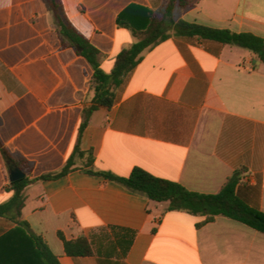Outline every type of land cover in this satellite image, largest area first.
<instances>
[{"label": "crops", "instance_id": "crops-1", "mask_svg": "<svg viewBox=\"0 0 264 264\" xmlns=\"http://www.w3.org/2000/svg\"><path fill=\"white\" fill-rule=\"evenodd\" d=\"M72 25L111 73L136 39L117 24L132 5L161 16L168 0H61ZM185 20L264 37V0H190ZM137 11V10H133ZM46 0H0V140L31 167V180L73 170L24 190L22 216H0V264H264V234L234 220L168 211L86 170L127 177L136 167L191 192L218 194L245 168L237 191L264 212V63L246 49L177 35L145 50L80 138L93 68L59 35ZM94 161L86 166L88 154ZM13 163L0 152V206L13 197ZM202 224V225H200ZM85 236L93 255L69 257ZM50 254V255H51Z\"/></svg>", "mask_w": 264, "mask_h": 264}, {"label": "trees", "instance_id": "trees-1", "mask_svg": "<svg viewBox=\"0 0 264 264\" xmlns=\"http://www.w3.org/2000/svg\"><path fill=\"white\" fill-rule=\"evenodd\" d=\"M52 7L59 35L71 46L78 47L80 54L92 66L94 74L91 89L94 97L91 105L84 110V120L80 129V138L89 125L92 115L99 109H111L116 103V91L125 82L128 75L138 66L142 53L169 39L167 27H173L177 35L187 38H199L222 45L236 46L251 52L264 63V37L254 33H237L229 29L203 25L185 20L176 21V8L189 9L193 6L190 0H168L164 13L159 16L147 8L132 5L124 10L117 19L119 27L130 30L136 42L124 49L116 58L111 73L101 68V52L90 42L89 38L77 30L64 13L61 0H46ZM137 10V11H133ZM0 152L5 159L13 163L25 174L31 173V167L23 160H16L4 147L0 140ZM79 141L73 155L64 169L53 175H45L31 180L29 177L11 183L12 199L0 206V216L13 214L20 218L25 207L24 190L30 184L41 180H55L66 176L73 170L75 156H83ZM94 158L88 154L86 166L93 164ZM89 174L102 176L107 180L124 186L131 192L143 195L155 203H168V211L187 212L194 216L206 217L202 223L214 221L217 217H225L244 224L264 234V212L249 206L238 194V187L243 182L245 168L237 170L222 187L218 194H200L191 192L175 181L158 178L146 170L136 167L127 177H120L108 172L86 170ZM200 224V225H202ZM65 254L69 257H88L93 255L90 241L82 236L75 241L64 242ZM50 264H61L59 259L45 246ZM51 254V255H50Z\"/></svg>", "mask_w": 264, "mask_h": 264}, {"label": "water", "instance_id": "water-1", "mask_svg": "<svg viewBox=\"0 0 264 264\" xmlns=\"http://www.w3.org/2000/svg\"><path fill=\"white\" fill-rule=\"evenodd\" d=\"M13 171L10 176L11 182H16L18 180L24 179L26 174L23 173L20 169H18L15 165H13Z\"/></svg>", "mask_w": 264, "mask_h": 264}]
</instances>
